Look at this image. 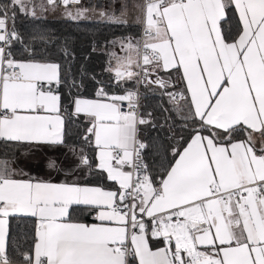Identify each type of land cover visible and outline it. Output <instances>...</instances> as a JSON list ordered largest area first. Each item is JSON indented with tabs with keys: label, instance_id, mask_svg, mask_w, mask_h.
<instances>
[{
	"label": "snow or ice",
	"instance_id": "6c2138e0",
	"mask_svg": "<svg viewBox=\"0 0 264 264\" xmlns=\"http://www.w3.org/2000/svg\"><path fill=\"white\" fill-rule=\"evenodd\" d=\"M80 2L47 0L41 12L63 6L69 22L90 20L91 14L97 24L126 25L129 7L137 6L107 0L69 8ZM17 7L36 16L25 0L0 4V140L67 146L66 121L83 118L89 126L82 139L94 143L98 169L118 188L19 179L14 161L0 159V264H17L8 252L9 218L16 216L37 222L34 244L20 252L19 264H264V0L138 5L143 39L119 42L127 55L113 82L135 77V84L167 88L159 73L175 70L197 122L186 147L172 149L177 158L162 164L158 184L142 155L147 145L137 139V125L148 123L138 116V94L110 95L101 86L95 99L74 97L68 111L59 87L83 86L68 75L70 66L48 60L47 51L27 61L5 51L19 40L15 27L6 26L10 19L14 25ZM233 7L240 26L222 30ZM60 54L75 60L67 43ZM80 165L92 167L83 150ZM82 212L97 222H79L75 215ZM152 240L165 246L153 250Z\"/></svg>",
	"mask_w": 264,
	"mask_h": 264
},
{
	"label": "trees",
	"instance_id": "16d2710c",
	"mask_svg": "<svg viewBox=\"0 0 264 264\" xmlns=\"http://www.w3.org/2000/svg\"><path fill=\"white\" fill-rule=\"evenodd\" d=\"M35 2L37 0H34ZM9 0H0V4H7ZM107 3V0H81L79 6L90 7L92 5ZM31 6V4H30ZM32 7V6H31ZM36 14L40 8L33 6ZM15 21L10 19V29L15 27L19 40L13 39L10 47L12 57L16 60L27 61L34 55L37 59L43 51L49 55L47 59L68 65L72 68L69 76H74L77 83L82 87H73L68 83L59 87V93L63 106L72 110V101L76 96L90 99L96 98L99 87L104 91L116 95H125L127 92H135L137 84L133 80L114 83V76L109 71L110 67L121 61L127 55L121 50L120 41L127 39L140 40L141 24L139 22L126 23V25L97 24L94 21L69 22L68 20H56L48 17H33L15 9ZM227 23L221 22L222 30L229 29L235 32L240 26L236 10L229 8ZM45 41V42H41ZM113 42H116L113 44ZM67 43L75 53V60L65 59L61 54V47ZM135 70V69H134ZM160 77L169 81L167 88H161L155 84L142 83L141 116L148 123L141 125V140L145 148V161L152 175L159 183L160 173L163 171L162 164L166 167L177 157L172 154V149L182 150L186 147L194 124L189 116L188 99L179 102L172 100L168 93L184 89V81L180 75L171 72L159 73ZM83 118L69 119L65 124L66 144H82L87 147L82 137L87 128ZM243 139L244 137H240ZM7 146V147H6ZM10 143L0 142V158H12ZM91 155L90 149H87ZM10 155V156H9ZM92 163V161H91ZM91 181L88 184L111 188L105 176L92 171ZM79 220V219H77ZM36 219L30 217H11L9 220L8 252L19 263V254L27 248H31L36 239ZM19 250V251H14Z\"/></svg>",
	"mask_w": 264,
	"mask_h": 264
},
{
	"label": "crops",
	"instance_id": "0c3cea01",
	"mask_svg": "<svg viewBox=\"0 0 264 264\" xmlns=\"http://www.w3.org/2000/svg\"><path fill=\"white\" fill-rule=\"evenodd\" d=\"M30 4L32 7L36 5L39 6L40 8L38 12L39 15H42L45 17L54 15V12H48V11L41 12V5L48 7L47 0H37L36 2L34 0H31ZM71 6L72 5H69V8ZM236 12L238 14V11ZM52 17L50 19H52ZM226 17H227V12H226ZM7 22L10 24L9 20L6 21V23ZM163 72L167 73L168 71H163ZM184 84H185L184 89L180 91L183 92V94L185 95V98L183 100L178 101L177 103L183 102L187 100L186 99L187 97H190V93L186 89L185 81H184ZM87 126H89L88 123H87ZM137 128H138L137 136L138 137L140 136V139H141V128L142 127L141 125H137ZM253 136L256 138L257 142L259 143V140H260L259 134L253 133ZM89 139H92V138L89 137ZM0 142L9 143V142H5L2 140H0ZM8 148L11 149L12 151L11 155H13L12 158H9L12 161H14V163L11 166L17 169L16 178H19V179L31 178L33 180H43V181H48V182H53V183L75 182L82 186H96V185L88 184V182L91 181L92 179L91 178L92 171L96 170L102 173L105 176V178L107 175L105 172L99 170L97 167L99 163L98 149L95 147L94 143H90L87 147H84L81 143L80 144H68L67 146L61 145L57 147H49L43 144L28 146V145H17L15 143H10V146H8ZM87 149H90L91 155ZM81 150H83V154L86 155L90 161H92L91 163L92 167H88L84 165L78 166ZM50 161L56 162L55 168L49 167ZM113 163H115V161H113ZM124 170L129 171L131 169L125 166ZM108 182L112 185L111 188H104L102 186H99V187H102L108 190H116L118 188V185L115 182L110 181V180H108ZM16 217H26V216H16ZM30 218H34V217H30ZM75 219H79L78 220L79 222L86 223V224H92V223L97 222L95 220L94 215L88 212L77 213L75 215ZM8 232H9V223H8ZM164 246L165 245L158 240L151 241V247L153 248V250H156Z\"/></svg>",
	"mask_w": 264,
	"mask_h": 264
},
{
	"label": "rangeland",
	"instance_id": "374dc122",
	"mask_svg": "<svg viewBox=\"0 0 264 264\" xmlns=\"http://www.w3.org/2000/svg\"><path fill=\"white\" fill-rule=\"evenodd\" d=\"M30 1L31 0H25V3L29 5V10L32 9V7L30 6ZM129 2H130L131 5H137V6L129 7V9L127 11V14H126V17H125L127 23L139 22L141 24L142 23V18H143V12L138 7V5H143V0H129ZM78 7H82V6L72 5L70 8L72 10H75ZM48 12H52V11H48ZM63 12H64V8L62 6L61 7H58L56 9V11L54 12V15H52L53 17L52 16H48V18H51L52 17V19H56V20H67L63 16ZM89 15L91 17L90 20H82V21H96V20H98V17L97 16H94V15H91V14H89ZM30 16H32V15H30ZM36 17H42L43 18L45 16L39 15L37 13L36 14ZM119 63H120V61L117 60L116 64L113 65L112 67H110V70L109 71L112 73L113 76H114V70L119 66Z\"/></svg>",
	"mask_w": 264,
	"mask_h": 264
},
{
	"label": "built area",
	"instance_id": "2783aa9c",
	"mask_svg": "<svg viewBox=\"0 0 264 264\" xmlns=\"http://www.w3.org/2000/svg\"><path fill=\"white\" fill-rule=\"evenodd\" d=\"M146 2V0H143V4ZM143 12V11H142ZM144 14H143V18H142V23H141V35H140V40H142L143 39V33H144ZM6 26H7V29L8 30H11L10 29V24L7 22L6 23ZM2 43V42H1ZM13 43V42H12ZM12 45V44H11ZM11 47V46H10ZM10 50V48H6L5 49V51L7 52V51H9ZM137 94H138V96H137V113H138V116H141V104H142V101H141V95H142V83H140V84H137V88H136V91H135ZM173 94H175V96L176 97H178V98H173V97H171L172 98V100H174V101H180V100H183L184 98H185V95L183 94V92L182 91H180V90H178V91H176V92H172ZM126 104H127V102H125V107H124V109L123 110H127V108H126ZM137 139L139 140V141H141V139H140V136L138 137L137 136ZM142 155H143V157H144V162L146 163V161H145V149L143 150V152H142Z\"/></svg>",
	"mask_w": 264,
	"mask_h": 264
}]
</instances>
